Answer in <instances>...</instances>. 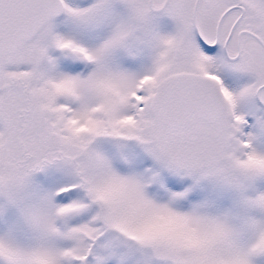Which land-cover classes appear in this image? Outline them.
I'll return each mask as SVG.
<instances>
[{"label":"snow or ice","instance_id":"6c2138e0","mask_svg":"<svg viewBox=\"0 0 264 264\" xmlns=\"http://www.w3.org/2000/svg\"><path fill=\"white\" fill-rule=\"evenodd\" d=\"M0 264H264V0H0Z\"/></svg>","mask_w":264,"mask_h":264}]
</instances>
